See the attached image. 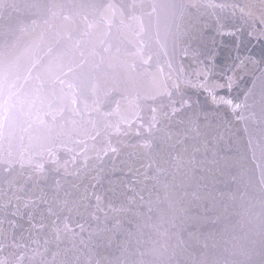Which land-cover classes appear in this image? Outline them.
<instances>
[{
  "label": "water",
  "instance_id": "obj_1",
  "mask_svg": "<svg viewBox=\"0 0 264 264\" xmlns=\"http://www.w3.org/2000/svg\"><path fill=\"white\" fill-rule=\"evenodd\" d=\"M262 47L264 0H0V264H264Z\"/></svg>",
  "mask_w": 264,
  "mask_h": 264
},
{
  "label": "snow or ice",
  "instance_id": "obj_2",
  "mask_svg": "<svg viewBox=\"0 0 264 264\" xmlns=\"http://www.w3.org/2000/svg\"><path fill=\"white\" fill-rule=\"evenodd\" d=\"M229 34H232V33H229ZM261 54L264 55V47L261 48ZM231 86H232V79L231 77H229L224 83H217L215 85L216 88H225L227 87L228 89H231ZM211 96H212V99L218 103H229L230 102V98L229 97H226V96H219L217 97L215 95V91L213 89H207Z\"/></svg>",
  "mask_w": 264,
  "mask_h": 264
},
{
  "label": "clouds",
  "instance_id": "obj_3",
  "mask_svg": "<svg viewBox=\"0 0 264 264\" xmlns=\"http://www.w3.org/2000/svg\"><path fill=\"white\" fill-rule=\"evenodd\" d=\"M8 103L10 104V101Z\"/></svg>",
  "mask_w": 264,
  "mask_h": 264
}]
</instances>
